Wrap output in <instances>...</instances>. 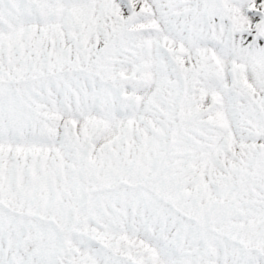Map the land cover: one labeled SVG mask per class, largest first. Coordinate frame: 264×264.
Segmentation results:
<instances>
[{"label":"snow or ice","instance_id":"snow-or-ice-1","mask_svg":"<svg viewBox=\"0 0 264 264\" xmlns=\"http://www.w3.org/2000/svg\"><path fill=\"white\" fill-rule=\"evenodd\" d=\"M0 264H264V0H0Z\"/></svg>","mask_w":264,"mask_h":264}]
</instances>
